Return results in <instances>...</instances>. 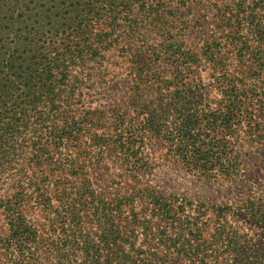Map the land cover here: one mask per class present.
Masks as SVG:
<instances>
[{
    "label": "trees",
    "instance_id": "1",
    "mask_svg": "<svg viewBox=\"0 0 264 264\" xmlns=\"http://www.w3.org/2000/svg\"><path fill=\"white\" fill-rule=\"evenodd\" d=\"M14 1L0 0V264H264L240 229L264 232V0H71L55 40L19 35ZM169 170L235 199L170 193Z\"/></svg>",
    "mask_w": 264,
    "mask_h": 264
},
{
    "label": "rangeland",
    "instance_id": "2",
    "mask_svg": "<svg viewBox=\"0 0 264 264\" xmlns=\"http://www.w3.org/2000/svg\"><path fill=\"white\" fill-rule=\"evenodd\" d=\"M17 3V7L20 8V10H18L19 13L23 14L20 16V20L23 21V23L18 24L22 29L19 32V35H44L48 38H52V40L59 37H53L52 35H69L64 32V25H66V30L71 25L69 19H65L67 13H73L74 10L73 7L69 6L71 0H18L14 1L13 5H16ZM30 8L34 9L31 11L29 10ZM35 20L39 21L41 24L39 31L37 32L34 31V27L37 25L34 23ZM65 20L67 21L65 22ZM12 30H15V28H12ZM72 144L75 145V143ZM72 144H70L68 149L74 151L73 155H75L79 161V159L82 158V155H80L81 149L79 147H73ZM261 153H264V151H261L259 154ZM105 163V165L112 167L110 160L106 156ZM162 180L163 183H161L168 192L181 194L191 200L202 202L206 206L213 208L224 207L229 203H232L235 199L232 191L222 181L196 177L183 170H169L162 176ZM94 181H96V178ZM95 188L102 191L100 185L95 186ZM39 215L40 213H35L33 216L34 218L41 220V215ZM208 216L213 217V214L209 211ZM2 225L3 223L1 221L0 238L7 236V229ZM240 229H242L243 232L248 233L249 237L257 242L258 245L264 247V232H262V229L255 225H251V223L242 226ZM254 241L251 242L253 243Z\"/></svg>",
    "mask_w": 264,
    "mask_h": 264
}]
</instances>
